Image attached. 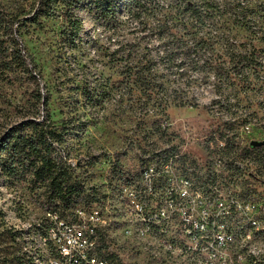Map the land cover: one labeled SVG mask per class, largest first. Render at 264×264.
Masks as SVG:
<instances>
[{
  "label": "rangeland",
  "instance_id": "rangeland-1",
  "mask_svg": "<svg viewBox=\"0 0 264 264\" xmlns=\"http://www.w3.org/2000/svg\"><path fill=\"white\" fill-rule=\"evenodd\" d=\"M204 1L208 14L197 25L186 23L178 0H118L109 19L85 2L0 0L7 33L0 50V145H10L12 130L28 120H47L59 135L51 157L69 169L75 189L60 198L22 167L7 174L2 161L9 153L0 149V264H56L43 241V217L55 207L68 218L103 211L108 226L99 256L161 264L142 230L132 229V207L122 194L125 187L145 188L152 172L163 190L171 180H213L264 205V145L251 147L264 142V0L189 3ZM238 5L250 10V29L237 25ZM68 19L82 22L78 36ZM187 31L195 38L180 41ZM16 43L22 60L13 59ZM152 57L163 86L149 94L130 68ZM253 225L246 218L241 230ZM252 244L264 253V235Z\"/></svg>",
  "mask_w": 264,
  "mask_h": 264
},
{
  "label": "built area",
  "instance_id": "built-area-1",
  "mask_svg": "<svg viewBox=\"0 0 264 264\" xmlns=\"http://www.w3.org/2000/svg\"><path fill=\"white\" fill-rule=\"evenodd\" d=\"M158 172V171H157ZM142 190H122L132 207V229H141L151 258L161 264H264V253L252 244L258 226H264V205L227 190L228 183L185 178L155 183V172ZM226 189V191L223 190ZM154 199L163 202L147 203ZM244 200V201H243ZM51 229H43L53 246L56 264H123L99 256L101 232L108 226L101 209L80 210L66 217L46 211ZM254 218L250 230L241 221ZM126 233L132 235V230ZM252 244V246H251ZM112 254V253H111Z\"/></svg>",
  "mask_w": 264,
  "mask_h": 264
},
{
  "label": "trees",
  "instance_id": "trees-1",
  "mask_svg": "<svg viewBox=\"0 0 264 264\" xmlns=\"http://www.w3.org/2000/svg\"><path fill=\"white\" fill-rule=\"evenodd\" d=\"M46 3H57L59 0H42ZM76 4L88 3L89 6H94L96 9L100 10L101 15L105 19H109L113 16L118 0H71ZM179 4L182 2L183 9L181 11L186 15V23H190L191 20H196L198 23L204 22L206 16L208 14V9L205 7L206 2L203 4H190L189 0H178ZM213 7V4L211 5ZM248 8L245 6L238 5L235 7L234 16L237 20V25L242 26L244 29H250L248 25L251 20H247L248 16ZM3 18H1V21ZM241 20V21H240ZM70 23V27L74 30V35L78 36L79 33L83 31L82 22L78 19H68ZM4 22V21H3ZM6 30L3 28V24H0V50L4 47V41L1 40L3 34H7L2 32ZM197 32L187 31L184 35L179 36L180 41L184 39V37L195 38ZM182 38V39H181ZM192 40V39H191ZM19 44H15L13 59H23L21 56V50L18 48ZM196 47V46H195ZM231 49V48H230ZM229 49V50H230ZM191 47L186 49L184 52L191 53ZM170 61V60H169ZM156 62V63H155ZM157 59L155 57L150 58L147 62L139 61L136 65L130 68V76H135V82L139 84L142 88V92L144 93H153L154 88L160 87L162 88V84L160 83V71L158 72ZM198 67V65H196ZM170 70L174 68V65H169ZM186 67H184V70ZM178 72L183 71V67H177ZM35 120H28L20 127H16L12 130L13 133V142L3 143L0 145V149L6 150L9 153L7 159L2 161L3 170L10 175L19 174V167H22L24 173L30 172L33 179L46 184L50 187L53 193H55L56 197L65 198L66 196H71L74 192V185L71 182V175L69 173V169L59 163H56L51 157V142L58 138V133L54 130L50 125H48L47 120H40L39 117ZM29 128L31 129L33 135H21L23 132L22 129ZM264 145V144H263ZM252 148H257L253 147ZM59 211L58 207L48 209L47 211ZM103 251V249H100ZM100 251V252H101ZM99 252V255H100ZM103 255V254H102ZM108 258H113L114 255L111 253H107L105 255Z\"/></svg>",
  "mask_w": 264,
  "mask_h": 264
},
{
  "label": "bare ground",
  "instance_id": "bare-ground-1",
  "mask_svg": "<svg viewBox=\"0 0 264 264\" xmlns=\"http://www.w3.org/2000/svg\"><path fill=\"white\" fill-rule=\"evenodd\" d=\"M46 223H45V229H51V225H52V218H45ZM40 225V224H39ZM43 241L49 245V238L45 237V235L43 236ZM53 248V246H51ZM54 251V248H53Z\"/></svg>",
  "mask_w": 264,
  "mask_h": 264
},
{
  "label": "water",
  "instance_id": "water-1",
  "mask_svg": "<svg viewBox=\"0 0 264 264\" xmlns=\"http://www.w3.org/2000/svg\"><path fill=\"white\" fill-rule=\"evenodd\" d=\"M264 144V142H258V141H253L252 143H251V145L253 146V147H259V146H262Z\"/></svg>",
  "mask_w": 264,
  "mask_h": 264
}]
</instances>
